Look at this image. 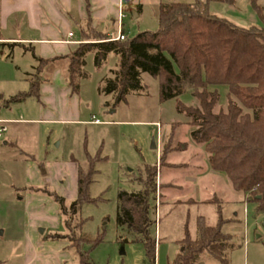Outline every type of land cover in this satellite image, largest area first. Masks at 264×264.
I'll return each mask as SVG.
<instances>
[{
    "label": "rangeland",
    "instance_id": "374dc122",
    "mask_svg": "<svg viewBox=\"0 0 264 264\" xmlns=\"http://www.w3.org/2000/svg\"><path fill=\"white\" fill-rule=\"evenodd\" d=\"M174 1L194 0H125L123 4L122 0H107L100 14L92 0H0V38L14 40L3 41L10 44L0 46V102L5 104L0 111L16 120L0 124V264H80L77 247L68 240L52 238L69 233L66 216L54 195L63 197L70 206L77 199L78 169L86 171L91 159L97 174L88 188L87 200L71 223L79 225L83 238H102L94 249L80 243L82 252H90L92 264H151L142 245L120 244V237L129 239L130 234L126 228H118L116 214L120 192L141 193L146 167L155 166L153 234L157 239L158 232L159 239L162 232L156 264L174 261L181 248L165 238L176 237L183 229L195 236L200 216L210 226H216L220 216L223 219L222 231L232 236L233 244L228 264H264V211L250 197L235 191L225 175L208 169V161V174H197L198 169L203 171V156L208 155L191 141L189 119L177 111V101L160 100L158 79L143 74L146 91L131 94L117 104L114 95L101 93L100 87L103 79L113 76L118 57L110 54L97 67L90 53L85 66L87 78L80 82L79 95L63 93L68 89L69 67L64 59L45 70L44 83L54 90L44 91L41 101L29 98L5 103L27 92L29 79L36 73L39 51L23 40L44 33L48 37L59 35L66 25L78 33L87 26L88 8L93 26L103 27V32L118 22L121 12L122 31L131 40L140 33L158 31L161 4ZM212 3L229 8L230 13L218 11L215 15L234 25L262 26L251 0H236L231 7L221 0ZM258 5L264 15V0H258ZM208 90L219 95L214 111H226L229 88L217 85ZM179 101L188 107L199 106L189 91ZM153 140L157 149L152 148ZM164 149L172 152L166 166L160 168ZM195 180L200 181L195 184ZM167 184L177 188L167 189ZM191 199H220L221 212L216 204L196 205L189 202ZM197 264L220 262L206 254Z\"/></svg>",
    "mask_w": 264,
    "mask_h": 264
},
{
    "label": "trees",
    "instance_id": "16d2710c",
    "mask_svg": "<svg viewBox=\"0 0 264 264\" xmlns=\"http://www.w3.org/2000/svg\"><path fill=\"white\" fill-rule=\"evenodd\" d=\"M221 1L228 5L236 3V0ZM251 5L259 14L261 27L234 25L211 14L200 0L174 1L161 4L158 31L143 32L131 40L126 37L124 41H110L106 33L91 25L87 3L88 23L80 30L81 43L68 55L50 59L35 57L36 73L29 79V90L5 103H20L29 98L41 101L45 70L64 59L69 61L67 86L72 95H79L80 82L87 78V56L93 53L95 65L101 67L110 54H115L119 60L117 69L111 78L102 80L101 93L114 95L119 104L131 94L146 91L143 74L158 79L160 100L177 101V111L189 119L190 139L204 148L210 170L225 175L235 191L250 197L264 211V15L258 0H251ZM217 85L229 88L227 110L218 113L214 108L219 95L208 90L209 86ZM187 91L198 100V107H188L179 101ZM171 152L162 150L160 168L166 166ZM146 170L147 179L141 193L120 192L116 222L119 229L126 228L130 234L129 239L120 237V244L142 245L150 263L156 264L157 239L153 234L156 224L151 212L156 201L158 170L157 166ZM96 174L93 159L86 171L78 169L77 199L70 206L63 197L54 195L66 216L69 233L52 238L68 240L77 247L80 264H92L90 252H82L80 243L94 249L102 242L101 237L94 241L83 238L79 225L71 223L87 200L88 188ZM205 203L216 204L220 214V199ZM223 224L221 216L216 226H210L205 217H198L195 237L185 231L184 238L178 241L182 251L169 264H197L206 254L220 264H228L233 244L232 236L222 231Z\"/></svg>",
    "mask_w": 264,
    "mask_h": 264
},
{
    "label": "crops",
    "instance_id": "0c3cea01",
    "mask_svg": "<svg viewBox=\"0 0 264 264\" xmlns=\"http://www.w3.org/2000/svg\"><path fill=\"white\" fill-rule=\"evenodd\" d=\"M14 1H15V3L18 2V0H14ZM92 1L94 2V4H92V5L97 6V8H98L97 11L100 14L101 6L104 4V2H107V0H92ZM124 1L125 0H122V4H123ZM200 1L203 4L207 5L209 12L211 14H213V15H215V13L218 12V11L230 13L229 10H228L229 8H224V6H222V5H220V6L216 5V4L213 5V3H212L213 0H200ZM4 2H5V0H2V3H4ZM118 4L120 5V1L118 2ZM226 5L229 6V7L233 6V5H228V4H226ZM253 10L258 14V12L254 8H253ZM90 13H91V11H90ZM121 15H122V13L118 11V22L115 25L107 27L105 29L104 33H106L108 36H111V35L116 36L117 35V31H118L119 24H120L119 18H120ZM233 16H235V15H233ZM258 17H259V14H258ZM91 20H92V17H91ZM257 23H259V22H257ZM91 25L93 26L92 23H91ZM93 27L96 28L98 31L103 32V29H102L103 27H99L98 25H94ZM62 28H63V30H62L61 34H59V35H54L52 37H48L44 33V34H40V37L31 38V39H25L22 42L24 44H28L31 47V49H33V50L36 49V50L39 51V57H37V58L50 59V58H54V57H57V56L68 55L71 51H73L76 48V46L78 44L81 43V41H80V30L77 31L78 33H73L72 32V27L70 25H66V27H62ZM69 35H72L71 39H69ZM71 40L75 41V42H79V43L78 44L67 43L68 41H71ZM3 41H14V40L1 39L0 38V46L1 45L6 46V45L10 44V43H6V42H3ZM2 55H3V53H2ZM48 89L53 91L54 90V86L50 87L46 83H43L41 85V89H40L41 99H43L44 91H47ZM63 93L66 94V95L69 94L72 97L77 96V95H72L69 88L66 91H64ZM0 95L3 98V94H0ZM2 104L0 102V110H1V108H4V106H5L4 103H2ZM15 121L16 120L12 119L11 117L3 116L2 111H0V124L1 125H3V124H13ZM32 121H34V120H32ZM2 130H4L3 127H2ZM190 149L192 150V147H190ZM185 152H188V151H184V153ZM168 157H167V159H168ZM203 159H204V162H203V165L201 166L203 168V171H200V169H198V171H199L197 173L198 175L208 174V169L210 168L209 162H208V169H207V166H206V161H208V156L204 155ZM215 174L216 175H221V174H217V173H215ZM199 181L200 180H195V184H197ZM162 182H163V180H162ZM167 185H168L167 189H172L173 187H175V185H172V184L171 185L167 184ZM175 188H177V187H175ZM214 197H216V195ZM166 199H167V195L165 194V200ZM212 199H206V200H203V199H201V200L191 199V200H189V202H192L193 204H196V205L207 204L205 202L211 201ZM177 203H181V202L178 201ZM195 235H196V231H195ZM184 236H185V230L183 229V231L181 230L180 234L177 235L176 237H167V238H165V240H169L170 243H174V244H176L177 246H179L181 248V246L178 244V241L181 240L182 238H184ZM193 237H195V236H193ZM161 243H162V232L160 231L159 232V239H158V232H157V246L161 245ZM181 251H182V248L180 249V251H178L177 255L179 253H181Z\"/></svg>",
    "mask_w": 264,
    "mask_h": 264
},
{
    "label": "built area",
    "instance_id": "2783aa9c",
    "mask_svg": "<svg viewBox=\"0 0 264 264\" xmlns=\"http://www.w3.org/2000/svg\"><path fill=\"white\" fill-rule=\"evenodd\" d=\"M122 18H123V15H121L120 18H119L120 24H119V28H118V31H117V35L116 36H113V35L109 36L110 41H124L126 39V36L123 33V31H122V24H121ZM71 38H72V35H69V39H71ZM67 43L78 44L79 42H75V41L71 40V41H68ZM92 123H98V121L97 120H93Z\"/></svg>",
    "mask_w": 264,
    "mask_h": 264
},
{
    "label": "water",
    "instance_id": "95a60500",
    "mask_svg": "<svg viewBox=\"0 0 264 264\" xmlns=\"http://www.w3.org/2000/svg\"><path fill=\"white\" fill-rule=\"evenodd\" d=\"M152 148L153 149H157V145H156V143H155V140H153V142H152ZM258 198H260V197H258ZM2 234V232H0V235Z\"/></svg>",
    "mask_w": 264,
    "mask_h": 264
}]
</instances>
